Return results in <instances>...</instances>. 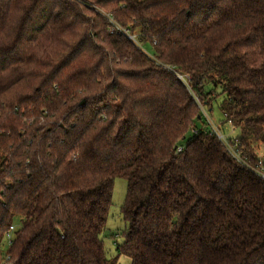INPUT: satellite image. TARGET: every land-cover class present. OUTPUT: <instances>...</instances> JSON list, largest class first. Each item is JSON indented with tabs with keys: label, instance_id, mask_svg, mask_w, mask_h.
Here are the masks:
<instances>
[{
	"label": "trees",
	"instance_id": "obj_1",
	"mask_svg": "<svg viewBox=\"0 0 264 264\" xmlns=\"http://www.w3.org/2000/svg\"><path fill=\"white\" fill-rule=\"evenodd\" d=\"M218 88L254 165L264 0H0V264H117L116 177L132 264H264V179L204 115Z\"/></svg>",
	"mask_w": 264,
	"mask_h": 264
},
{
	"label": "rangeland",
	"instance_id": "obj_2",
	"mask_svg": "<svg viewBox=\"0 0 264 264\" xmlns=\"http://www.w3.org/2000/svg\"><path fill=\"white\" fill-rule=\"evenodd\" d=\"M146 50L148 52H153L151 46L147 47ZM219 95L213 101L212 111L207 114L205 108H203V113L206 117L210 118L211 121L213 120L218 128H220L226 134H233L236 135L238 131L233 129L227 122H224V114L220 109V103L224 97L223 94H220L221 88L217 89ZM209 110V109H208ZM210 114V115H209ZM212 121V122H213ZM201 124V122H199ZM192 136V132H189L185 141H188ZM263 151V152H262ZM261 154L264 153V149H260ZM262 156V155H261ZM264 159V157L262 156ZM127 192V180L122 177H116L114 181L113 193H112V205L109 210V216L107 223L103 232L101 233V238L103 239L104 247L107 251L108 256L110 257H117V264H132V258L125 254H118L117 246L123 240L124 231L127 228V222L125 221L121 207L125 201ZM16 225L19 226V220H16ZM13 233V232H12ZM14 236V234H12ZM9 247V239L5 240V244L3 247V252H6Z\"/></svg>",
	"mask_w": 264,
	"mask_h": 264
},
{
	"label": "built area",
	"instance_id": "obj_3",
	"mask_svg": "<svg viewBox=\"0 0 264 264\" xmlns=\"http://www.w3.org/2000/svg\"><path fill=\"white\" fill-rule=\"evenodd\" d=\"M111 21L114 23V25H115L116 27L120 28V27L117 25V23H116L112 18H111ZM120 29H121V28H120ZM128 36H129V38L132 39L134 42H137V38H136L135 35H133V34H129V33H128ZM137 43H138V42H137ZM211 123H212V126H213V130H214L215 133L217 134L218 138L223 142L224 145H226V146L228 147L229 151L233 154V156H234L235 158H237L239 161H243V162H244L246 165H248L253 171H255V172H256L261 178L264 179V159L261 157V158L258 159V162H257L256 164H254V165L251 164V163L248 164V163L244 160L243 156H241V153H240V151H239V149H238L237 144H231V143L229 142L228 135L225 134V133H223L222 130H221L220 128H218L216 125H214V122L211 121ZM228 123L232 125V120H229ZM178 150H179V151L182 150V147L180 146V147L178 148ZM14 229H15V227H14V225H12L10 231H9L8 234H7V238L9 239V241L13 238V236H12L13 233H12V232H13Z\"/></svg>",
	"mask_w": 264,
	"mask_h": 264
}]
</instances>
